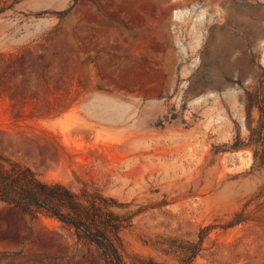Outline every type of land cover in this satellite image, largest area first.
<instances>
[{
    "label": "rangeland",
    "instance_id": "rangeland-1",
    "mask_svg": "<svg viewBox=\"0 0 264 264\" xmlns=\"http://www.w3.org/2000/svg\"><path fill=\"white\" fill-rule=\"evenodd\" d=\"M209 1L0 0V155L78 195L127 264H264V0L244 25ZM0 264L106 263L0 199Z\"/></svg>",
    "mask_w": 264,
    "mask_h": 264
},
{
    "label": "trees",
    "instance_id": "trees-1",
    "mask_svg": "<svg viewBox=\"0 0 264 264\" xmlns=\"http://www.w3.org/2000/svg\"><path fill=\"white\" fill-rule=\"evenodd\" d=\"M0 199L24 208L45 210L76 228L101 249L106 264H127L116 235L101 225L80 197L61 185L40 181L25 164L0 155Z\"/></svg>",
    "mask_w": 264,
    "mask_h": 264
},
{
    "label": "bare ground",
    "instance_id": "bare-ground-1",
    "mask_svg": "<svg viewBox=\"0 0 264 264\" xmlns=\"http://www.w3.org/2000/svg\"><path fill=\"white\" fill-rule=\"evenodd\" d=\"M189 1H193V0H189ZM209 2L212 3V6H213V14L211 18H209L211 19V23L216 20L218 23L223 22L226 25H230V24L231 25H234V24L244 25L245 20H246V16H245L246 8L243 7V4L245 3V0H210ZM234 3H239V5L233 8L232 6ZM211 27H212V24H211ZM220 29H223V28H220Z\"/></svg>",
    "mask_w": 264,
    "mask_h": 264
}]
</instances>
